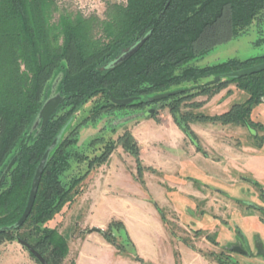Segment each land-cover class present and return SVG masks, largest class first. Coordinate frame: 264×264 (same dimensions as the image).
I'll list each match as a JSON object with an SVG mask.
<instances>
[{
	"label": "trees",
	"instance_id": "trees-1",
	"mask_svg": "<svg viewBox=\"0 0 264 264\" xmlns=\"http://www.w3.org/2000/svg\"><path fill=\"white\" fill-rule=\"evenodd\" d=\"M52 5L53 0H0V178L17 157L0 187V230L14 225L23 215L36 169L61 136L50 155L30 216L21 228L0 231V239L25 240L49 264H62L69 254L68 239L48 223L75 203L92 172L109 160L118 145L137 158V178L145 183L134 136L127 131L113 140L103 130L80 146L79 133L88 122L96 123L114 111L168 103L178 126L199 151L190 128L195 121L264 131V126L251 118L254 108L264 103V71L243 78L227 77L264 62V56L233 58L205 67L190 65L238 38L263 14L264 0H127L112 6L104 21L63 14L57 23L52 22ZM145 38L134 55L116 63ZM60 73L63 78L58 92L63 101L48 123L39 132H32L47 101L48 85ZM216 76L224 80L214 85L198 84ZM184 83H194L192 90L198 89L199 95L234 83L248 99L221 115L182 114V103L196 95L178 88ZM179 89L182 91L169 98L151 101L155 95ZM111 96L138 99L119 106L112 103ZM97 97L105 103L75 124L78 112ZM116 131L112 129V133ZM96 231L120 252L128 251L129 246L135 248L120 221ZM211 256L225 264L219 255Z\"/></svg>",
	"mask_w": 264,
	"mask_h": 264
},
{
	"label": "rangeland",
	"instance_id": "rangeland-1",
	"mask_svg": "<svg viewBox=\"0 0 264 264\" xmlns=\"http://www.w3.org/2000/svg\"><path fill=\"white\" fill-rule=\"evenodd\" d=\"M126 3L127 0H53L52 22L57 23L63 14L71 15L73 19L95 18L104 21L112 6ZM261 56H264V12L238 38L217 46L209 54L193 61L190 65L205 67L233 58L247 60ZM54 81L55 79L48 85V98ZM206 82L207 80L203 79L198 84ZM193 87L194 83H184L178 87L189 90L190 95L196 94L194 98L186 99L182 103L180 108L182 114L221 115L229 111L235 103H243L248 99L247 93L238 89L234 83L224 89L200 95L197 93L198 89L192 90ZM55 90L54 88L53 95L57 94ZM179 90L182 91V89ZM104 103L105 100L101 97L89 101L78 112L75 124L92 116ZM151 110L156 114L147 117V112ZM177 116L181 117V114ZM102 117L98 122L90 121L81 128L80 146L101 134L103 130L107 138L113 140H117L127 131L134 136L135 126L142 121L173 122L178 125L168 103L166 105L157 103L144 109L114 111ZM251 118L255 123H261L264 126V103L254 108ZM150 124L152 123L141 125L137 132L139 140H146L145 144L156 136L161 138L162 132H165V130L156 131ZM190 128L201 147L199 151L196 144L186 135L190 139V144H194V153L200 152L207 157V161L203 163L206 177L201 176V178H205L211 190L206 191L203 202H199L200 198L196 195H192L189 199L180 196L177 189L172 190L176 197V203L173 204L167 201L163 203L161 194L157 192V197H160L159 200L161 199L164 205L162 209L160 208L165 214L164 221L173 236L177 263L181 262L177 251L182 248L185 252L187 245H190L192 249L210 258L211 254L219 255L225 264H264V258H258L257 255L251 257L252 253H250L251 246L256 254L260 252V248L254 245L256 237L254 238L253 234L259 233V229H264V131L260 128L209 121L192 122ZM112 129L117 131L112 133ZM156 132L161 135H156ZM135 140L144 169V179L145 171L151 170L153 173L157 171L154 167L143 165L141 156L147 151L136 138ZM116 149L117 151L113 153L121 156V159H126L125 162L129 164L130 169H134L138 177L137 158L126 151L122 145H118ZM150 153L149 150V155ZM185 180V186H181L182 191L195 192L196 188L191 180L189 178ZM165 184L167 185L168 182L165 181ZM195 185L198 187V184ZM67 208L69 207L50 221L48 226L60 229L59 226ZM261 237L263 238L262 235ZM128 249L129 252L134 251L139 260L142 259L134 248L129 246ZM212 259L215 260L214 257ZM72 262H75V255L70 252L69 247V254L62 264H72ZM0 264L39 263L17 239H0Z\"/></svg>",
	"mask_w": 264,
	"mask_h": 264
},
{
	"label": "crops",
	"instance_id": "crops-1",
	"mask_svg": "<svg viewBox=\"0 0 264 264\" xmlns=\"http://www.w3.org/2000/svg\"><path fill=\"white\" fill-rule=\"evenodd\" d=\"M148 123H152L150 125L156 131L165 132L162 135L156 132L161 138L156 136V139L145 144L146 140H139L137 132L139 127ZM134 136L147 151L141 156L143 165L154 167L157 173L145 171V183L142 184L134 169H130L125 162L126 159H121L115 153L92 172L85 191L65 210L59 226L60 232L68 239L70 252L75 255V264H178L173 236L159 208L164 207V201L176 203V197L171 192L175 189L182 197L190 199L196 195L200 198L199 202L204 201L206 191L211 190L205 178H201L206 175L203 163L207 157L200 152L194 153V144H190L184 131L173 122H139L135 126ZM183 178L191 180L195 192L182 191L181 186H185L186 181ZM157 192L161 194L163 203L157 197ZM115 220L125 225L142 261L134 251L120 252L102 233L96 231L105 230ZM258 232L253 236L256 237L254 245L260 248V252L256 254L251 246L250 253L251 257L257 255L264 258V229ZM185 249V252L182 248L177 251L180 264H219L215 258L212 259L213 256L210 258L190 245Z\"/></svg>",
	"mask_w": 264,
	"mask_h": 264
},
{
	"label": "water",
	"instance_id": "water-1",
	"mask_svg": "<svg viewBox=\"0 0 264 264\" xmlns=\"http://www.w3.org/2000/svg\"><path fill=\"white\" fill-rule=\"evenodd\" d=\"M146 41V38L144 40H142L139 44H137L135 47H133L132 49H130L128 52H126L122 57L119 58V60L116 63H120L122 61H126L127 59H129L132 55H134L144 44V42ZM264 71V62L239 70V71H235L232 73H229L227 75V77L229 78H243L246 76H250L256 73H260ZM63 78V74L60 73L59 75L56 76L53 87H52V91L51 94L49 96V98L47 99V101L44 103L42 109L40 110L38 117L32 127V132L38 130L37 132H39L50 120V118L52 117V115L55 113V111L58 109L59 105L62 103L63 101V97L61 96V94L58 92V87L60 85V82ZM222 80H224V78L222 76H216L214 78H212V80H209L208 82H206L207 84L210 85H214L217 84L219 82H221ZM54 88L56 89V93L55 95H53L54 93ZM181 90H174V91H170V92H165V93H161L158 95H155L151 98V101H160L166 98H169L173 95H175L176 93H178ZM138 98H129V99H116L113 96H111V101L113 104L115 105H119V106H127L132 104L134 101H136ZM150 114H154V111H148L147 115ZM59 136L58 138H56L54 140V142L52 143V145L47 149V151L44 153L37 169L34 175V179H33V183H32V187L30 190V194H29V199L25 208V211L23 213V215L21 216V218L12 226L10 227H5L2 228L0 231H10V230H17L19 228H21L26 220L28 219V217L30 216L35 200H36V196L39 190V186L41 183V179L42 176L44 174V171L46 169V166L48 164L50 155L52 153V151L55 149V147L57 146L59 140H60ZM17 157H14V159L10 162V164L8 165V167L5 170V173L8 172L12 166L14 165V163L16 162ZM5 177L2 176V178L0 179V185L3 181ZM18 242L25 247L28 252L39 262V264H49V262L42 256V254H40L31 244H29L27 241L19 239Z\"/></svg>",
	"mask_w": 264,
	"mask_h": 264
},
{
	"label": "flooded vegetation",
	"instance_id": "flooded-vegetation-1",
	"mask_svg": "<svg viewBox=\"0 0 264 264\" xmlns=\"http://www.w3.org/2000/svg\"><path fill=\"white\" fill-rule=\"evenodd\" d=\"M7 173H8V172L5 173V171H4V174H5V175H6ZM4 174H2V176H4ZM2 176H1V178H2ZM1 178H0V179H1ZM4 178H5V177H4ZM3 180H4V179H3ZM2 184H3V181H2V183H1V185H0V187L2 186Z\"/></svg>",
	"mask_w": 264,
	"mask_h": 264
}]
</instances>
